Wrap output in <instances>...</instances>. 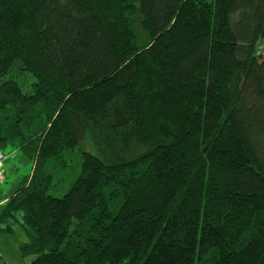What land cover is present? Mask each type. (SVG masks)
<instances>
[{
  "label": "trees",
  "instance_id": "16d2710c",
  "mask_svg": "<svg viewBox=\"0 0 264 264\" xmlns=\"http://www.w3.org/2000/svg\"><path fill=\"white\" fill-rule=\"evenodd\" d=\"M263 39L264 0H0L22 264H264Z\"/></svg>",
  "mask_w": 264,
  "mask_h": 264
},
{
  "label": "rangeland",
  "instance_id": "374dc122",
  "mask_svg": "<svg viewBox=\"0 0 264 264\" xmlns=\"http://www.w3.org/2000/svg\"><path fill=\"white\" fill-rule=\"evenodd\" d=\"M137 29L139 35L144 40H149L146 37L144 29L141 24L137 23ZM3 154L4 166L2 168V176L0 177V200L3 197L11 195L19 185L21 179L28 175L32 171L33 162L26 158V156L19 150L13 149ZM17 156L13 157L12 154ZM81 158V154H78L77 160ZM71 180L68 183L64 182L52 189V192L56 195L64 194L71 186ZM14 231L8 234L0 235V258L2 261L0 264H22L24 261L30 262L34 256H28L25 259L22 257L20 252V245L22 242L27 240L26 232L19 221L13 222Z\"/></svg>",
  "mask_w": 264,
  "mask_h": 264
},
{
  "label": "built area",
  "instance_id": "2783aa9c",
  "mask_svg": "<svg viewBox=\"0 0 264 264\" xmlns=\"http://www.w3.org/2000/svg\"><path fill=\"white\" fill-rule=\"evenodd\" d=\"M259 53L264 56V39L261 42V44L259 45ZM12 155H14V154H12ZM4 158H5V155L0 150V176L2 175V168H3V165H4Z\"/></svg>",
  "mask_w": 264,
  "mask_h": 264
},
{
  "label": "crops",
  "instance_id": "0c3cea01",
  "mask_svg": "<svg viewBox=\"0 0 264 264\" xmlns=\"http://www.w3.org/2000/svg\"><path fill=\"white\" fill-rule=\"evenodd\" d=\"M16 156H17V153H16ZM27 158V157H26ZM4 166V165H3ZM2 176V175H1ZM0 176V177H1ZM10 196V195H9ZM9 196H5L2 198V200H0V204L3 203Z\"/></svg>",
  "mask_w": 264,
  "mask_h": 264
}]
</instances>
